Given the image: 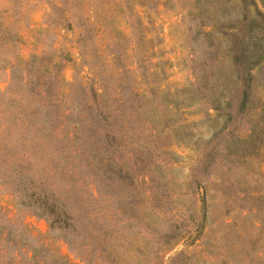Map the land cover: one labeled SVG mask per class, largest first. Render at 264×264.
<instances>
[{
    "label": "rangeland",
    "instance_id": "374dc122",
    "mask_svg": "<svg viewBox=\"0 0 264 264\" xmlns=\"http://www.w3.org/2000/svg\"><path fill=\"white\" fill-rule=\"evenodd\" d=\"M253 2L0 0V125L35 120L3 137L0 264H264ZM233 53L256 60L246 87ZM48 123L51 136L33 131ZM23 185L72 226L20 204Z\"/></svg>",
    "mask_w": 264,
    "mask_h": 264
},
{
    "label": "trees",
    "instance_id": "16d2710c",
    "mask_svg": "<svg viewBox=\"0 0 264 264\" xmlns=\"http://www.w3.org/2000/svg\"><path fill=\"white\" fill-rule=\"evenodd\" d=\"M246 1L247 0H242V2H246ZM248 1H250L251 3H254L253 0H248ZM249 23L250 21H248L247 24L245 23L243 25L244 33L246 32V28L249 29V26H248ZM226 27L228 28L232 26L226 25ZM218 28L221 30L222 33H226L230 35L233 39L232 43L237 46V43H239V39L238 40L236 39V34L234 31L226 32L225 30H223L221 25H219ZM240 38L243 39L244 36L241 35ZM232 59L235 64H238L239 70L238 72L236 71L237 80H239V82H241V84H243L246 87L250 79L249 70L255 65L256 60H254L253 62H250V61L245 62L244 61L245 58H242V59L239 58V54L237 53H233ZM243 91L244 90L242 89V92ZM243 93L241 95V101L239 103L240 107L242 106L244 98H245V94ZM29 112L24 113V114H27V117H24V118H23L24 114L22 117H14V116L3 117L4 123L0 125V158H3L2 155H5L7 153V150H9L11 148L10 146L12 145L10 141L4 140L3 138L4 136L7 138L11 136L13 137L12 132L14 129H16V127H21L20 128L21 137L24 138L27 135H29V131L32 129V127L34 126V122H35L34 118L30 115L31 113ZM45 115L46 113L44 112L43 116ZM16 120H23V122L21 123V125L18 126L14 124ZM48 125L49 126H46V125L38 126L36 128H33V131L38 132L39 134L43 136L49 137L52 135V131L54 128H51L49 123ZM22 142H23L22 140L19 141L20 147L23 149L25 144H22ZM13 152H16V150H13ZM0 167H3V166L0 165ZM12 171H16V174L19 173L18 172L19 170L12 169ZM13 194L15 197L19 196L20 194L19 203L23 204V206L34 207V209L39 210L43 215H45L48 220V227L66 229L72 226V224H70L69 215L66 212L60 210L58 204L53 199H49L45 194L40 193V192L37 193L35 189L29 188L28 186L26 187L25 185L15 190V193Z\"/></svg>",
    "mask_w": 264,
    "mask_h": 264
}]
</instances>
